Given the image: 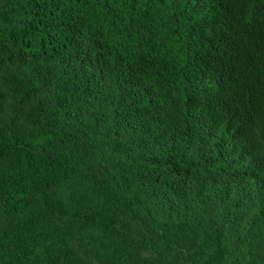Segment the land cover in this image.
I'll return each instance as SVG.
<instances>
[{"label":"trees","instance_id":"obj_1","mask_svg":"<svg viewBox=\"0 0 264 264\" xmlns=\"http://www.w3.org/2000/svg\"><path fill=\"white\" fill-rule=\"evenodd\" d=\"M0 264H264V0H0Z\"/></svg>","mask_w":264,"mask_h":264},{"label":"rangeland","instance_id":"obj_2","mask_svg":"<svg viewBox=\"0 0 264 264\" xmlns=\"http://www.w3.org/2000/svg\"><path fill=\"white\" fill-rule=\"evenodd\" d=\"M74 184H76V183H74ZM86 189H84L83 191H85Z\"/></svg>","mask_w":264,"mask_h":264}]
</instances>
